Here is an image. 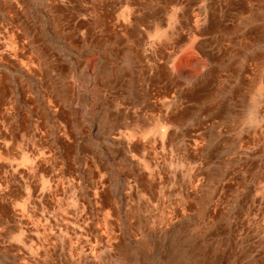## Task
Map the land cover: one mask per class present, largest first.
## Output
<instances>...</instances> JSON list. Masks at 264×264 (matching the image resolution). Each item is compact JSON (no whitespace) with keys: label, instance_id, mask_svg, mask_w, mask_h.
Returning a JSON list of instances; mask_svg holds the SVG:
<instances>
[{"label":"rangeland","instance_id":"rangeland-1","mask_svg":"<svg viewBox=\"0 0 264 264\" xmlns=\"http://www.w3.org/2000/svg\"><path fill=\"white\" fill-rule=\"evenodd\" d=\"M0 264H264V0H0Z\"/></svg>","mask_w":264,"mask_h":264},{"label":"bare ground","instance_id":"bare-ground-1","mask_svg":"<svg viewBox=\"0 0 264 264\" xmlns=\"http://www.w3.org/2000/svg\"><path fill=\"white\" fill-rule=\"evenodd\" d=\"M248 10H249V8H248ZM254 36V35H253Z\"/></svg>","mask_w":264,"mask_h":264}]
</instances>
